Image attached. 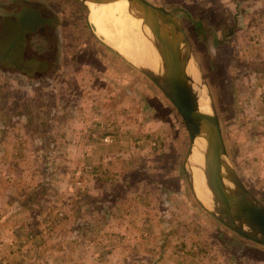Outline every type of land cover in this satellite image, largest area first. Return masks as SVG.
<instances>
[{
    "label": "rangeland",
    "instance_id": "1",
    "mask_svg": "<svg viewBox=\"0 0 264 264\" xmlns=\"http://www.w3.org/2000/svg\"><path fill=\"white\" fill-rule=\"evenodd\" d=\"M151 1L182 19L199 69L195 88L214 103L227 158L264 204V11L256 12L264 3ZM23 6L43 10L54 48L50 60L38 41L31 38L33 50H27L22 39L19 59L34 64L31 71L0 59V159L14 163L0 162V238H13L10 260L222 264L226 257L233 264L263 263V252L248 244H264L224 224L198 198L187 175L190 134L180 112L147 74L95 33L85 2L0 0V53L18 32ZM91 97L99 119L111 121L119 137L96 142L90 159L79 163L75 148L60 141L65 130L56 128L58 119L51 128L46 118L67 104L82 110L83 101L88 108ZM70 117L72 134L66 135L73 139L77 116ZM15 124L18 133L11 129ZM106 130L97 126L99 135ZM99 152L105 159L94 161ZM89 163L94 172L86 169ZM83 173L110 180L80 185Z\"/></svg>",
    "mask_w": 264,
    "mask_h": 264
},
{
    "label": "water",
    "instance_id": "2",
    "mask_svg": "<svg viewBox=\"0 0 264 264\" xmlns=\"http://www.w3.org/2000/svg\"><path fill=\"white\" fill-rule=\"evenodd\" d=\"M82 1L87 4V1L114 0ZM127 5L133 15L149 27L152 44L159 56L158 71L137 66L174 103L189 131L190 144L197 136L205 138L203 172L211 190L210 204L207 203L210 212L238 233L264 244V204L246 187L229 162L214 103L205 90L195 88L197 77L194 79L187 71L192 60L197 67V75L199 73L182 19L166 6L151 0H127ZM199 93L207 98L209 111L199 108ZM187 175L189 179L191 176L192 185V174L188 168Z\"/></svg>",
    "mask_w": 264,
    "mask_h": 264
},
{
    "label": "bare ground",
    "instance_id": "3",
    "mask_svg": "<svg viewBox=\"0 0 264 264\" xmlns=\"http://www.w3.org/2000/svg\"><path fill=\"white\" fill-rule=\"evenodd\" d=\"M87 4L90 9L89 20L94 25L95 31L107 44L133 64L149 67L155 71L159 70V56L151 41L152 33L149 27L143 24L142 19L134 16L129 10L127 0L87 1ZM187 71L196 79L197 67L192 60L187 65ZM199 94V108L209 111L207 98L203 94ZM204 147L205 138L203 136L195 137L190 144L186 166L192 174V187L197 196L203 202L210 204L211 190L205 182L203 172Z\"/></svg>",
    "mask_w": 264,
    "mask_h": 264
},
{
    "label": "crops",
    "instance_id": "4",
    "mask_svg": "<svg viewBox=\"0 0 264 264\" xmlns=\"http://www.w3.org/2000/svg\"><path fill=\"white\" fill-rule=\"evenodd\" d=\"M232 2H236V0H231ZM251 2L253 3H257V4H263L264 3V0H251ZM260 8V7H259ZM257 8L256 9V12L257 14L259 15H263L262 11H264V9H259ZM52 65V64H50ZM76 94V93H75ZM74 94V95H75ZM76 97V96H75ZM77 100V98H76ZM81 103L83 104V101H81ZM62 106V105H61ZM81 108H83L82 110L81 109H72L71 106H69L68 104L64 107L62 106L61 107V110H59L60 113L54 115V117L52 116L51 112L49 111L48 112V115L46 120H47V123L48 125L51 126V128H53V124L54 122L58 119V122L56 123V128H59V130L62 128L65 130L64 132V135L63 137H60V141L62 142V144H66L64 146H67V147H73L75 148V157H76V160L81 163L82 162V159H83V156H86L85 159H90L89 158V155H90V152H89V147L92 148H97L96 146L98 145L96 142V139H94L92 136H91V131L92 129L94 128V124L95 122L93 121L91 126H90V123L94 117V114H93V110L91 108H88L83 105L81 106ZM85 109H88L89 111L85 110ZM74 110L76 111H80L79 113L76 114V112H73ZM71 114H74L77 116V119H76V122H75V128L78 127V128H74L75 129V132H79V133H76L74 135V138L73 139H68L67 138V135H66V132L70 131L69 128H72L71 126ZM75 118V117H74ZM75 120V119H74ZM130 122V121H128ZM127 122V123H128ZM79 125V126H77ZM90 126V127H89ZM2 128L4 127L3 125L1 126ZM128 127H130V124L128 123ZM89 128V129H88ZM11 129H14L16 133H18V131L20 130V126L18 124H15L14 127H12ZM1 130V129H0ZM2 131H6V129H3ZM73 132V133H75ZM69 133L72 134V132L70 131ZM125 133V132H124ZM119 137V135H118ZM65 138V139H64ZM70 140V141H69ZM17 136L15 135V137H13V142L11 143V145H15V143L17 142ZM97 144V145H96ZM1 145V144H0ZM17 146H15V148L13 149H16ZM2 150V149H1ZM3 151V150H2ZM104 152H99V156H94L93 160L96 161V160H101L102 158H104V154H102ZM36 157V156H35ZM11 158H12V155H11ZM106 158H109L110 159V156L106 157ZM5 159V160H4ZM7 158H1L0 159V162H5L7 167H8V164L11 163V164H14L12 162V160H6ZM18 159V158H15V160ZM35 159H39L38 157L35 158ZM105 159V158H104ZM108 159V162H110V160ZM113 160V159H112ZM28 173V172H27ZM85 176L87 177V179H85ZM99 176H97L95 173H89V174H85L83 173V176L81 177V180L79 179L78 180V183L80 185H85L90 182H96V181H99V182H104V181H107V180H110V179H106V178H102V179H98ZM90 179V180H89ZM9 191H12V190H9ZM2 190L0 188V194H2ZM14 192V190H13ZM0 230H1V226H0ZM2 237V236H0ZM237 239H241V238H237ZM4 243H2V241ZM12 240L13 238H0V262L2 260H5V262L3 264H14L10 258H12L11 256V252L7 251L9 250L8 248H12L13 245H9L8 241L10 242V244L12 243ZM235 240V238L233 239ZM249 247H251L252 249H254L255 251H257V253H261L263 252L264 254V248H261L260 246H251V244H248ZM231 252L233 253L232 255L238 259H240L241 261H243V258L241 256V251L240 250H237V249H234V248H231ZM220 261L222 262V264H233L232 261L226 259V257L224 258H221ZM247 264H264V262H257V261H252V260H248L246 262ZM245 264V263H244Z\"/></svg>",
    "mask_w": 264,
    "mask_h": 264
},
{
    "label": "flooded vegetation",
    "instance_id": "5",
    "mask_svg": "<svg viewBox=\"0 0 264 264\" xmlns=\"http://www.w3.org/2000/svg\"><path fill=\"white\" fill-rule=\"evenodd\" d=\"M17 18L20 24L18 28V32L14 37L12 36V40L10 41V44H8L4 54L0 53V56L4 55L0 57V59L1 61H5L12 65L14 64L18 65L20 68L19 70L22 72L25 69L27 71H31V69H34L35 65L33 64L31 66L29 65L27 66L28 60L22 61L21 59H19V57L22 56L24 44L27 47L26 48L27 50H33L28 45V41L31 40V38L35 42L38 41L37 43L38 47L42 48L43 49L42 51L46 53L45 54L46 58H49L51 60L53 56L52 51L54 48V44L51 43L53 42V38H51L53 31L43 26L46 18L43 15V10H41L40 8L23 6L18 11ZM21 41L24 44H22ZM9 52L13 55L12 56L8 55ZM31 58L33 59V57H30L28 59Z\"/></svg>",
    "mask_w": 264,
    "mask_h": 264
},
{
    "label": "built area",
    "instance_id": "6",
    "mask_svg": "<svg viewBox=\"0 0 264 264\" xmlns=\"http://www.w3.org/2000/svg\"><path fill=\"white\" fill-rule=\"evenodd\" d=\"M93 99L91 106H89L93 111L94 117H93V121L95 122L94 124V128L91 131V136L96 139L97 142H100L102 144H108L110 142H113L114 140H116L117 136L119 135V133L117 132V130L114 128L115 125L108 120H102L101 118L99 119V115H100V108L95 107V97H91ZM83 106V104L80 102L79 107ZM106 121V122H105ZM105 122V123H104ZM101 125L104 126L107 130L103 133H101L100 135L97 134V126ZM139 143V141H138ZM151 143H155V141L153 140ZM119 154V153H117ZM86 169L88 168L89 171H93L94 166L93 164L89 163L87 166H85ZM94 172V171H93Z\"/></svg>",
    "mask_w": 264,
    "mask_h": 264
}]
</instances>
